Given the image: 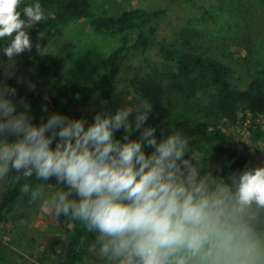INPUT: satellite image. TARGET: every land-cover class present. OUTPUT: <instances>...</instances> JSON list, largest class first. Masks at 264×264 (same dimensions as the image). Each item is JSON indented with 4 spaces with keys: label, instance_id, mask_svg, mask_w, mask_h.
<instances>
[{
    "label": "clouds",
    "instance_id": "obj_1",
    "mask_svg": "<svg viewBox=\"0 0 264 264\" xmlns=\"http://www.w3.org/2000/svg\"><path fill=\"white\" fill-rule=\"evenodd\" d=\"M21 5L0 0V181H40L23 187L30 202L92 232L99 264H264V164L214 175L181 131L150 123L148 99L91 123L59 112L34 122L7 80L19 55L46 56L30 38L46 13Z\"/></svg>",
    "mask_w": 264,
    "mask_h": 264
},
{
    "label": "trees",
    "instance_id": "obj_2",
    "mask_svg": "<svg viewBox=\"0 0 264 264\" xmlns=\"http://www.w3.org/2000/svg\"><path fill=\"white\" fill-rule=\"evenodd\" d=\"M34 2L35 0H22L21 6ZM39 2L46 18L30 29L34 47L37 44H49L56 21L61 19L86 20L93 32L118 38L120 44L102 60L101 77L91 85L71 84L65 88L60 95L61 106L52 104L45 96L30 90L23 82L17 83V79L7 80L8 84L16 87L17 99L25 97L30 103L32 113L36 117L34 122L39 123V117L52 112L79 119L82 118V112L74 109V106L83 110L93 103L99 106L112 104L118 97L120 78L123 77L130 86L131 94L135 96V103L148 99L153 104L150 123L158 130L163 128L165 132L171 128L181 131L189 140L192 154L205 162H211L214 175L227 177L244 169L240 154L232 148L230 139L220 126L207 122L173 120L171 105L158 72L145 77L134 76L130 60L135 53H140L148 61L150 51L155 48L157 56L167 68L168 77L179 88H215L219 117L231 126L246 128L253 139L260 140L263 138L264 119V47L255 77L245 89H238L232 84V78L237 74L233 65L216 56L204 55L194 50H180L174 42L161 37L163 26L170 15L167 9L147 10L137 7L116 16H108L96 13L89 0ZM198 9L201 22L212 25L215 30L221 28L220 18L213 9L201 5ZM40 33L43 34V39L40 38ZM21 56L43 77L60 79L66 69L63 58L50 54L45 56L35 48L31 53L26 51ZM42 106H46L47 111H43ZM4 182L7 189L0 199V224L15 213L23 201H30L29 195L23 192L25 184L31 188L41 186V182L34 177ZM49 182L54 183V180ZM54 220L63 236H53L48 240L40 260L41 264H86L94 234L78 222H68L63 216L54 215ZM0 264H9L1 242Z\"/></svg>",
    "mask_w": 264,
    "mask_h": 264
},
{
    "label": "rangeland",
    "instance_id": "obj_3",
    "mask_svg": "<svg viewBox=\"0 0 264 264\" xmlns=\"http://www.w3.org/2000/svg\"><path fill=\"white\" fill-rule=\"evenodd\" d=\"M96 13L116 16L137 7L147 10L167 9L170 13L163 26L161 37L174 42L184 51H196L216 56L236 68L232 84L245 89L253 80L261 61L264 47V0H89ZM213 9L220 18L221 28L200 21L198 6ZM43 21V20H42ZM120 40L93 32L83 19L56 21L53 37L47 54L63 58L66 69L62 78H47L37 74L25 58L16 57V76L20 82L35 85V91L45 96L52 104L61 106V93L71 84L91 85L103 73L102 60L117 46ZM146 61L140 53L130 60L134 76L145 77L158 72L166 89L171 105V116L175 121L207 122L220 126L232 148L238 151L244 168L264 164V119L263 138L253 139L242 127H234L221 119L216 110L215 88H179L169 77L166 66L153 48ZM6 59V58H5ZM135 96L131 94L128 82L122 77L118 97L112 104L95 105L80 109L82 118L89 123L92 115L100 110L119 108L122 104L132 105ZM6 184L0 181V199L6 191ZM53 236H63L54 220V213L39 203L23 201L16 212L0 224V242L9 264H41L45 246ZM52 264V263H51ZM86 264H99L89 252Z\"/></svg>",
    "mask_w": 264,
    "mask_h": 264
}]
</instances>
